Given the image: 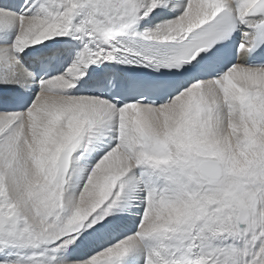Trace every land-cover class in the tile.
<instances>
[{
    "label": "snow or ice",
    "instance_id": "6c2138e0",
    "mask_svg": "<svg viewBox=\"0 0 264 264\" xmlns=\"http://www.w3.org/2000/svg\"><path fill=\"white\" fill-rule=\"evenodd\" d=\"M0 264H264V0H0Z\"/></svg>",
    "mask_w": 264,
    "mask_h": 264
}]
</instances>
